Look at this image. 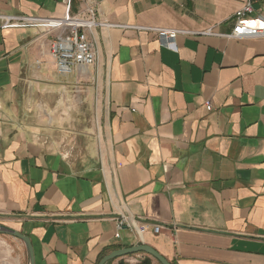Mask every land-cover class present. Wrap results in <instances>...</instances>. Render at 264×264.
Listing matches in <instances>:
<instances>
[{
	"label": "crops",
	"instance_id": "obj_1",
	"mask_svg": "<svg viewBox=\"0 0 264 264\" xmlns=\"http://www.w3.org/2000/svg\"><path fill=\"white\" fill-rule=\"evenodd\" d=\"M245 3L71 0V14L115 24L210 30L178 35L173 50L145 29L93 28L97 62L70 72L103 99L100 138L82 157L26 119L24 83L54 34L0 28V224L29 236L34 264H99L138 244L172 264H264V37H229ZM65 10L0 0V14ZM125 219L133 227L119 228ZM143 223L162 228L140 233ZM0 264H28L20 238L0 234ZM107 264L160 263L136 253Z\"/></svg>",
	"mask_w": 264,
	"mask_h": 264
},
{
	"label": "rangeland",
	"instance_id": "obj_2",
	"mask_svg": "<svg viewBox=\"0 0 264 264\" xmlns=\"http://www.w3.org/2000/svg\"><path fill=\"white\" fill-rule=\"evenodd\" d=\"M38 28V27H37ZM41 69L32 70L24 83L27 120L48 141L57 142L70 156L92 152L100 138L103 99L97 82L84 74L59 72L51 55Z\"/></svg>",
	"mask_w": 264,
	"mask_h": 264
},
{
	"label": "built area",
	"instance_id": "obj_3",
	"mask_svg": "<svg viewBox=\"0 0 264 264\" xmlns=\"http://www.w3.org/2000/svg\"><path fill=\"white\" fill-rule=\"evenodd\" d=\"M264 0H246L240 18L229 37H264V18L254 15V4L262 3ZM66 7L62 17H43L29 14H0V28H28L38 27L54 34L51 43V55L56 61L59 72L68 74L78 66H92L97 62V51L90 33L95 27L118 26L123 28L145 29L155 32L160 42L170 49L176 50V37L180 34H206L210 30L193 31L186 29L156 28L150 26H137L129 24H115L100 20L96 17L93 9L89 11V16L71 14V0H64ZM207 109H212V104H207ZM124 224L133 227V224L125 220L119 221V228ZM152 228L159 232L162 228L159 224L143 223L138 227V231ZM120 237L119 231L115 234Z\"/></svg>",
	"mask_w": 264,
	"mask_h": 264
},
{
	"label": "water",
	"instance_id": "obj_4",
	"mask_svg": "<svg viewBox=\"0 0 264 264\" xmlns=\"http://www.w3.org/2000/svg\"><path fill=\"white\" fill-rule=\"evenodd\" d=\"M0 234H9V235H13L15 237L20 238L24 242L26 249H27L28 264H34V251H33V246H32L29 236H26L22 234L21 232L15 229H12L10 227H7L5 225H2V224H0ZM136 253L149 254L153 258H155L160 264H172L167 258L161 255L156 249H154L153 247L147 244H138V245H134V246L127 247V248H120V249L114 250L110 252L109 254L105 255L99 264H107L109 261L115 258L129 255V254H136Z\"/></svg>",
	"mask_w": 264,
	"mask_h": 264
}]
</instances>
